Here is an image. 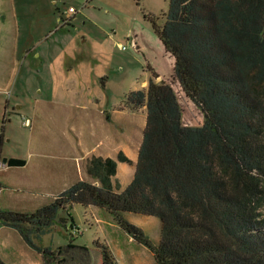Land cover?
Listing matches in <instances>:
<instances>
[{
	"label": "trees",
	"instance_id": "obj_1",
	"mask_svg": "<svg viewBox=\"0 0 264 264\" xmlns=\"http://www.w3.org/2000/svg\"><path fill=\"white\" fill-rule=\"evenodd\" d=\"M164 15L154 32L203 124H184L175 90L155 72L146 88L131 90L126 105L146 106L147 116L123 189L117 160L131 161L122 153L92 156L86 171L98 184L78 180L31 212L0 208V226L17 230L43 264H89L86 246L36 242L56 219L66 226L58 212L73 204L106 209L156 264H264V0H169ZM125 213L159 218L157 244ZM98 245L102 264H117L107 245Z\"/></svg>",
	"mask_w": 264,
	"mask_h": 264
},
{
	"label": "rangeland",
	"instance_id": "obj_2",
	"mask_svg": "<svg viewBox=\"0 0 264 264\" xmlns=\"http://www.w3.org/2000/svg\"><path fill=\"white\" fill-rule=\"evenodd\" d=\"M70 6L74 12L68 11ZM168 6L169 0H0V162L10 156L27 161L0 169V208L31 212L52 201L71 176L54 167L74 166V155L69 154L78 151L81 156L88 148L85 112L95 107L94 97L106 93L111 99L125 98L141 78L152 75L150 66L162 70L171 83L184 124H203L201 109L172 78L173 57L154 32L153 24H163ZM64 51L91 55L85 63L95 64V73L106 76V88L99 77L80 87L74 76L59 75L37 57ZM46 164L52 170H40ZM68 213L58 212V217H68L66 226L56 219L36 242L51 248L70 242L86 246L89 264H102L98 244L107 245L117 264H156L151 250L125 233L106 209L73 204ZM124 215L139 221L157 244L159 218ZM0 259L7 264H43L40 254L8 226H0Z\"/></svg>",
	"mask_w": 264,
	"mask_h": 264
},
{
	"label": "crops",
	"instance_id": "obj_3",
	"mask_svg": "<svg viewBox=\"0 0 264 264\" xmlns=\"http://www.w3.org/2000/svg\"><path fill=\"white\" fill-rule=\"evenodd\" d=\"M65 17L68 18L69 20L70 18H72V15ZM133 43L138 45L136 40H134ZM37 57L40 58L43 61V63L47 62L48 66L54 68L55 72L59 73V75L65 73L66 75L74 76V78L77 80V85L80 87L81 84L87 82L94 83V80H96L99 77L101 86L103 88H106L107 85L106 76H104L103 74L100 75L99 73H97L98 74L97 75L95 73V68H94L95 64L89 65L85 63V61H88L91 58L93 59L91 55L89 56L87 54L64 51L54 55L45 53L42 54V56L37 55ZM82 65L84 66V68L86 67V70L84 71L82 70L83 68ZM150 67L152 69V72H155L158 75L156 81H160L161 79H166L164 78L165 76L162 70H160L159 68L156 69L153 66ZM73 70H76L75 73L76 76L71 73ZM89 75H93V76L89 78L88 77ZM149 79L150 77L148 76L141 78L140 82L138 83L139 85L133 88L132 90L146 88ZM94 101H95L94 103L95 107L85 112L88 118V127H87L86 135H87V139L90 142L89 144L86 143L88 147L87 150L82 152L81 156L79 155L78 151L71 152L69 154L71 156L74 155L75 169L72 164L69 165L65 164L64 166L54 167V171L62 172L64 170L65 175L67 174L71 175L68 178H66V182L62 186H59L60 187L59 189L62 190H60L58 193L68 188L70 185H72L74 182L78 180H86L91 183L98 184V181L93 177H91L86 171L87 159L91 158L92 156H100L103 158L110 157L113 159H117V155L119 153H122L131 162L128 163L117 160L115 178L119 182L121 189H123L131 181L133 177L137 158H138V151L142 141L143 129L146 123V116H147L146 106H142V108L139 109L140 114L137 115L138 112L137 110H130L126 108L128 106L125 103V98L111 99L105 93L103 95L98 94V96H95ZM128 125L132 126L133 128L131 127L128 130ZM129 135H133V137L131 138V136ZM10 157L22 158L15 156H10ZM8 158H6V160L3 159L0 162L1 164L0 169H4L6 167L7 168L17 167L15 165H8L6 163ZM79 159L83 161L81 166L79 164ZM26 162L27 161L25 160V164ZM47 164L41 165L40 170H45L46 172L52 170V166L50 165L47 166ZM73 170L76 172V174L74 175L72 174ZM83 174H88L92 179L91 178L84 179L82 176ZM61 177L62 174L60 173L59 178ZM46 182H50V181H46ZM0 185L2 187L0 194H2L4 190L3 189L4 184L1 182V180H0ZM88 207L92 210L98 208L96 206H91V205ZM130 221H133V223L142 227L139 221L136 220H130Z\"/></svg>",
	"mask_w": 264,
	"mask_h": 264
},
{
	"label": "built area",
	"instance_id": "obj_4",
	"mask_svg": "<svg viewBox=\"0 0 264 264\" xmlns=\"http://www.w3.org/2000/svg\"><path fill=\"white\" fill-rule=\"evenodd\" d=\"M68 11H69V12H74L75 9H74L73 7L70 6ZM118 47H119L120 49H122V50L125 49V45H122V44H118ZM1 188H2V187H0V191H1Z\"/></svg>",
	"mask_w": 264,
	"mask_h": 264
},
{
	"label": "water",
	"instance_id": "obj_5",
	"mask_svg": "<svg viewBox=\"0 0 264 264\" xmlns=\"http://www.w3.org/2000/svg\"><path fill=\"white\" fill-rule=\"evenodd\" d=\"M4 160H6V158H4Z\"/></svg>",
	"mask_w": 264,
	"mask_h": 264
}]
</instances>
